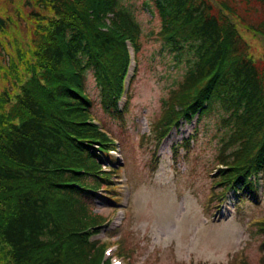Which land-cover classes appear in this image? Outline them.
<instances>
[{"label":"trees","instance_id":"obj_1","mask_svg":"<svg viewBox=\"0 0 264 264\" xmlns=\"http://www.w3.org/2000/svg\"><path fill=\"white\" fill-rule=\"evenodd\" d=\"M26 1L34 9L31 47L20 45L21 63L0 64L11 83L0 93V264H101L104 244L89 243L82 231L105 220L92 213L96 199L118 197L120 162L111 154L116 144L108 130L92 120L87 76L93 73L106 113L124 120L128 107L120 111L118 100L127 41L138 53L142 28L121 0ZM146 1L161 22L152 39L173 54L175 65L185 55L189 63L141 143L154 134L156 155L184 117L199 113L202 123L218 113L225 135L222 181L212 186L209 201L223 200L217 187L227 186L241 203H261L253 174L264 170V61L249 54L247 38L264 44V18L243 29L246 17H235L226 0ZM243 1L264 13V0ZM101 188L103 197L88 190ZM257 225L255 234L264 238V220Z\"/></svg>","mask_w":264,"mask_h":264},{"label":"rangeland","instance_id":"obj_2","mask_svg":"<svg viewBox=\"0 0 264 264\" xmlns=\"http://www.w3.org/2000/svg\"><path fill=\"white\" fill-rule=\"evenodd\" d=\"M224 1L218 0L221 5ZM226 1L236 10L235 17H246L240 23L243 29L251 24L257 26L264 18V13L243 0ZM146 2L121 0L142 28L141 50L124 120L106 113L93 73L87 76L95 102L94 117L119 141L125 161L118 165L119 175L114 177L120 201L96 199L90 210L107 221L97 236L107 248L105 259L119 257L124 264H264V238L255 234L257 223L264 220V170L262 176L258 175L259 190H263L258 197L261 203L240 204L233 190H225L227 186L217 187L224 191L223 200L209 201L212 186L222 181L217 178L223 165L219 154L225 135L224 128L219 130L218 113L202 123L201 119L198 125L187 124L189 120L184 117L158 144L156 155L152 153L154 134L150 135V143H141L142 135L150 133L155 119L163 114L162 100L183 79L189 63L185 55L175 65L173 54L162 51L161 43L152 39L161 22L157 14L150 15ZM31 12L34 13L33 5L26 0H0V18L5 21L0 27V64H8L9 60L21 63L20 45L31 47L35 28ZM247 41L249 54L264 61L261 40L252 37ZM10 86L6 75L0 74V93ZM186 128L190 134L185 133ZM183 138L192 139L191 146H186ZM175 145L179 147L177 153ZM99 193L103 197L107 191ZM207 204L212 207L210 211ZM241 209L246 210L245 215L239 212ZM223 213L229 217L224 218Z\"/></svg>","mask_w":264,"mask_h":264}]
</instances>
